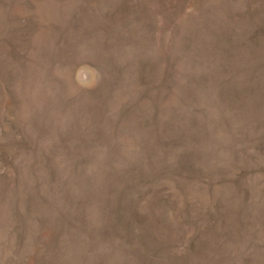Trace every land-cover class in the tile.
<instances>
[{"label": "rangeland", "instance_id": "rangeland-1", "mask_svg": "<svg viewBox=\"0 0 264 264\" xmlns=\"http://www.w3.org/2000/svg\"><path fill=\"white\" fill-rule=\"evenodd\" d=\"M0 264H264V0H0Z\"/></svg>", "mask_w": 264, "mask_h": 264}]
</instances>
